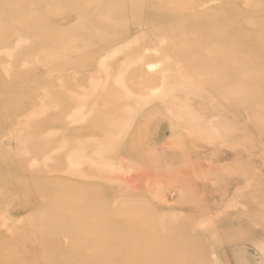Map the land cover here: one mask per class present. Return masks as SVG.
Instances as JSON below:
<instances>
[{
  "label": "rangeland",
  "instance_id": "rangeland-1",
  "mask_svg": "<svg viewBox=\"0 0 264 264\" xmlns=\"http://www.w3.org/2000/svg\"><path fill=\"white\" fill-rule=\"evenodd\" d=\"M20 1L0 0V244H5L6 254L10 252L8 259H17L27 264H85V261H88L87 264H148L150 261L151 264H264V0L195 1L194 4L198 5L196 12H205L209 7L226 8L227 15L221 17L232 23L237 33L244 34L240 44L251 51L250 56L257 57L249 64L253 74L243 77L239 74L243 72V68L231 60L222 61L219 53L194 55L191 65L184 69V73L201 88L193 95L174 96L168 107L169 112L165 106H159L160 98H167L161 90L164 92L165 88H168V91L170 85L173 86L172 81L176 78V73L172 67L178 60L169 57L173 45L162 35L164 27L167 28L172 23L189 24V15L193 11L184 9L180 15L168 13L171 19L166 16V23L163 22L158 35L155 34V24L147 27L142 24L143 16L137 14L134 17L94 20L90 23L91 27L100 22L106 25L105 32L91 31L88 34L90 39L101 37L98 43L104 49L96 55L93 45H84L83 48L77 42L78 39L85 38V35L81 34L83 30L78 27L86 23L77 18L79 15L74 11L78 3L65 0L51 4V9L45 13L44 19L39 22L37 20L33 25V30L49 38L51 35L63 32L64 34L59 38H48L39 44L34 37L25 33L31 28L30 22L37 18L36 13L20 7ZM157 1L163 4L167 1L174 3L172 0H143L146 6H150L147 14L153 15V12L163 8L156 4ZM180 1L191 3L193 0ZM140 2L142 1L139 0ZM138 6L141 8L140 4ZM133 10L136 11L137 7ZM202 14L204 17L201 18V26L212 23L211 16ZM125 20L127 23H123ZM133 23L137 26L132 25ZM71 29L76 32L70 34ZM121 31L126 33L122 34ZM128 40H131L129 46L124 48ZM218 40L216 35L208 38L211 43ZM220 42L224 49L230 46L224 39ZM136 44H141L144 48V58L140 60L143 61L140 75H149V82H144L151 83V87L140 88V92H131L128 98L139 103L151 97V105L145 109L139 104L122 106L130 112L133 121L131 117L127 118L128 114L117 109L108 114V119L118 118L114 121L123 122L121 127L110 124L112 129L106 130L105 126L100 124L97 131H81L77 128L79 123L72 121L73 114L71 113V120L68 115L70 111L74 113L73 106L67 107L61 114L57 109H54V112V107L51 112L47 103L42 101V109H49L45 114L43 111L46 109H39L40 103L39 106L29 105L35 98H45L47 102L55 104L62 102L58 94L64 92L68 82L76 78L74 74L77 73V79L83 74L82 78L88 74L90 76L94 74V65L100 59V62L105 60L107 65H110L111 61H116L120 55L127 56L129 49ZM182 53L188 54L189 51L182 49ZM57 54L59 57H53ZM76 54L80 56L77 57ZM203 58L207 63H203ZM251 60L249 58V61ZM105 62L101 63L106 65ZM120 62L118 60V63ZM169 62L171 64H168ZM90 64L92 66H89ZM133 68L136 66L131 69ZM166 68L167 72L164 71ZM207 68H217L224 73L210 91L201 83L215 80L214 76L205 74ZM109 69L114 71V67ZM104 70L108 72L107 68ZM161 72L165 73V76L162 74L161 77ZM173 74L175 75L172 76ZM130 76L136 81L139 74L136 71L129 75H120L122 83L116 84L117 89L122 84L119 89L124 88L123 91H127L129 85L122 80L129 79ZM51 77L52 83L48 81ZM164 78L166 81H163ZM62 79L67 84H64ZM94 79H97L95 82L98 81V78ZM59 80L63 83L62 86ZM167 80H170L169 83ZM160 84L162 89H159ZM19 85L25 87L20 89ZM102 85H105L106 89L107 86L111 88L109 81L103 82ZM228 85L234 87L237 92L243 91L242 97L238 100L220 101L217 92L225 90ZM14 88L18 89L15 91ZM153 89L159 90H156V96H151ZM205 91L206 97L200 98L198 95ZM112 92L115 93L116 90ZM73 93L70 95H76L77 98L81 89ZM208 98L212 99L211 103ZM66 99L64 101L68 100ZM23 103L26 109H23ZM188 104L195 105L189 107ZM183 105H186L188 111L186 121L179 119ZM40 110L44 115L42 117ZM86 111L83 113L94 115L93 112ZM64 115L66 118L69 116V119ZM45 116L53 121L48 131L55 136L49 134L45 137L47 140L43 154L49 153L53 157L64 155L67 161H64V156L60 157L61 162L55 163L49 172L43 174L39 169L44 165L45 156L42 155L43 162L41 159H31L28 156L29 145L26 144L25 148L22 145L27 137L34 141L37 132L33 127ZM55 117L58 119L55 120ZM139 119H145L144 123L140 124L141 127L135 125ZM127 120L128 122L124 123ZM26 122L28 125H25ZM129 122L133 124L127 128L129 137L121 139L120 145L114 148L113 142L102 139V136L107 138L108 134L118 133L119 129L127 127ZM95 123L98 121L92 124ZM62 127H66L65 133H60ZM54 128L59 130L60 135ZM21 131L30 137H25L23 132L22 135L25 136H21L24 137L22 140ZM47 133L44 132L46 135ZM59 137H62L59 140L62 142L68 139V143H79L72 148L66 142L65 145H70V151H65L68 149L67 145L64 148V144L58 146L51 140H58ZM85 141H89V144H84ZM93 141L99 142L96 144ZM100 142L101 147L104 143L103 147L111 148L102 152L104 148L99 147ZM91 143L98 146L91 149ZM60 146H64L63 150ZM98 148L100 151H97ZM82 149H85V154L91 155L83 154ZM67 152L72 155L73 160L76 159L75 155L80 157L74 162L68 158L76 166L67 159ZM29 158L33 160L31 164ZM83 158L87 161H81ZM94 158H97L98 166L86 173L87 167L91 166L88 161L93 160L96 163ZM101 160L103 162L99 164ZM71 167L80 170V173L73 174ZM46 175L48 179L52 176L69 184L65 186L60 181L58 183L61 185L53 184L48 180L49 184L45 185ZM57 195L66 198L57 203L54 201ZM71 196L73 199L77 198L78 202L74 203L75 200L72 201ZM57 204H60L58 211ZM69 207L73 211H70ZM130 207H133V211H130ZM66 211L77 216L70 217ZM67 215L69 218L65 220ZM147 215L151 217V235L156 232H174L175 235L172 234V240L166 241L167 243L159 241L163 244L161 248L153 250V255L144 260H137L128 254V251H137L133 247L135 243H127V240L135 238L134 232L129 228L124 230V227L138 225L136 221ZM112 236L119 237V248L116 252L107 251L108 254L100 255L94 244L106 241ZM136 237L135 241L142 240V236ZM76 241L87 246L83 244L78 248L73 245ZM64 246L69 254L62 257L54 249ZM158 255L164 258L157 260L155 257Z\"/></svg>",
  "mask_w": 264,
  "mask_h": 264
},
{
  "label": "bare ground",
  "instance_id": "bare-ground-1",
  "mask_svg": "<svg viewBox=\"0 0 264 264\" xmlns=\"http://www.w3.org/2000/svg\"><path fill=\"white\" fill-rule=\"evenodd\" d=\"M60 1H65V0H21L19 2L18 5L20 7L24 8V9H28L29 11H35L36 17L38 18V19L37 18H34L33 21L30 22L31 23V28H30L29 32H25L26 34H28L27 36L34 37L39 42V44L43 43L42 42L43 40H47L49 38L47 35L44 36V35H41L40 33H36L33 30V25L35 23H37V20L39 22L42 18L44 19L45 13L51 9V4L58 3ZM67 1H69L71 3H78V7L74 11L77 12L78 15H79L77 18H79L80 20H82V22H86V23H84V25L78 27L79 29L83 30V32L81 34L85 35V38H80V39L77 40V42L79 44H81L82 47L84 45H85V47L88 46V45H90V46L93 45L95 47L94 50H95V54L96 55L97 54H100L103 51V49H104L103 47L99 46V43H98L101 40V37H96V38L94 37V38L90 39V36H88V34L91 31H104L105 32L106 25H105L104 22H100V23L95 24V25H93L91 27L90 26V23H93L94 20H100V19H102V20L119 19V18H122V17H125V16L126 17H128V16L134 17L135 14H137L138 16H143V23L142 24L147 25V27H151V25L155 24V27H157L155 34L158 35L161 32V27H163V25H164L163 22L166 21L167 18L168 19H171V16L168 13L180 15V14H182L184 12V9H186L188 12L193 11V13H190V15H189V19H190V23L189 24H187V25L186 24L181 25L179 23L176 24V22H175L176 25L172 23L173 26L171 25V26H169L167 28L164 27V32H163V35L162 36L164 38H166L173 45L172 51H171V55L169 57L178 60L177 63H175L173 65V67H172V69H174V71L176 73V78L173 77L174 80L172 81L173 86L170 85V84H168V85H170V88H169L168 91H166L168 88H165V90L163 89L164 92L166 91L165 93L162 92V90H161V93L164 94L163 96H166L167 98H160L161 103H159V106H165L166 109H167V112H169L168 111V107L172 103V101L174 99L173 98L174 96L181 95V94H184V95H193V94L198 93L199 92V88H201V86L198 83H195L194 81H192V79H191V77L189 75H187V74L184 73V69L186 67H189L191 65L192 58H193L194 55H197V54L198 55H204V54L209 53V52H216V53H219L221 55L222 61L231 60V61H234V63H237V66L242 67L243 68V72L242 73L241 72L239 73V74H241V76L248 77V76H251L253 74V71H251L249 64L251 62H253V60L257 56L256 55H254V56L251 55L250 56V53L249 52H251V51H248L245 46H242L240 44L239 41L241 39H244V34L237 33V31H235L236 27L233 26L232 23L226 22L224 20L225 18L224 19L222 18V17L226 16L227 13H228L227 12V9L224 8V7H218V8L209 7L207 9H205V12H196V9L198 8V5L197 4H194L196 0H193L191 3H185V2L180 1V0H172L174 3L170 2V1H167V3H165V4L157 1L156 4H159V6L160 7H163V8H161L160 11L153 12V15H151V13H148L147 14V9H149L150 6H146L144 4L146 2H143V0H140V1H142L140 3H139V0H67ZM138 4H140V7L141 8H139ZM167 4H168V6H167ZM136 7H137V10L136 11L133 10ZM202 13H206L207 15L211 16L212 17V23L206 24L205 26H201V18L204 17V15ZM166 16H167V18H166ZM51 19H52V17H51ZM124 22L127 23L126 20L123 21V23ZM164 23H166V22H164ZM132 25L137 26L134 23ZM194 29H197V30L194 31ZM118 31H119V28H118ZM118 31H117V33L119 34ZM142 31H144V30H142ZM75 32L76 31L74 29H71V33L70 34L75 33ZM121 32H122V34L123 33H126L125 31H121ZM63 34H64V32L61 33V34L59 33V35H51L50 38H54V37H58L59 38ZM142 34H143V32H142ZM211 35H216L219 38V40L217 42H214V43L208 42V38ZM143 36H144V34H143ZM142 38H144V37H142ZM222 39H224L225 42H227V43L230 44V46L227 49H224V47L221 46V42L220 41ZM130 41L131 40H128V44L125 45L124 48L129 46V42ZM120 42H121V40L118 43H120ZM96 43H98V44H96ZM115 43H117V42H115ZM236 45H241V46L236 47ZM122 49H121V51H123ZM143 49H144L143 48V45H141V44L133 45V47H131L129 49V51L127 53V56L120 55L116 61H111V64L110 65H107V63L105 62V60L101 61V62H105L106 63V65L104 63H103L104 65H103L100 62V60H101L100 59L98 61L99 64L97 63L98 65L97 64L94 65V74L92 73V75H90V76L88 74L87 76H85V77L82 78V76L84 75L83 74V75H81V78L78 76V79H77V73H76V74H74V76L76 77V78L74 77L75 79H73L71 77L74 81L71 80L70 82H68V84L65 82V80L68 77L70 78V76L67 74L68 77L65 78V80H63L64 78L62 76V78H63L62 80L64 81L63 83L64 84L66 83L68 85V86H66L65 89L61 88V89L65 90L64 92L62 91L61 94H58L59 97L61 96L62 102H59V103H56L55 104V103H50L49 101L47 102V99H45V98H43V99H40V98H37L36 99L35 98V100L33 102L31 101V104H29V105H32L33 106L34 104H36L37 106H39V103H40V108L39 107L38 108L43 111V110L46 109V107L44 106L45 108L43 107L44 109H42V107H41L42 103L41 102L44 101L45 103H47L46 105L48 106V108L50 107L49 108L50 111H51L52 107H54L53 108V111H54V109H55V111L57 109V110L60 111L61 114L65 112V110H66L67 107L69 108V106H73L75 108L74 113L70 111V114H68V115H70V120H71V117L73 116L72 121H75V122L79 123L77 128L79 130H81V131H85V130H88V132L97 131V130H99V125L100 124H103V127L105 126L104 129H106V130L107 129H112L111 125L112 126H114V125H119V126L120 125H123V122L120 123L119 121H114V120H116L118 118L112 119V120L108 119V117H109L108 114L110 112L116 111L118 109V110L122 111L123 113L128 114V117L127 118H129V117H131L129 115L130 112L124 110L122 106L129 107L132 104H139V105H142L141 107L145 109L149 105H151V97H147V99L145 98V101H143V102L140 101L141 103L139 101H138L139 103H137L136 101H133L132 99L128 98L129 97V94H131V92H135V91L140 92V88H144V87L146 88L147 86H150L151 87V85H150L151 83H148L149 82V79H150L149 75H143L142 73H141L142 75H140V72H141L140 70L142 69L141 67H143V61L142 62L140 61V60H142V58H144V54H143V51H142ZM182 49H187L189 51V53L188 54L182 53ZM47 54L48 53H46V55ZM38 55H40V54H38ZM76 55H77V57L80 56L78 54H76ZM57 56H58V54L55 55V56H53V57L56 58ZM38 57H40V56H38ZM105 57H107V56H105ZM109 58H110V56H109ZM137 58H138V63L136 61ZM249 58L252 59V60L249 61ZM118 60H120L121 62L118 63ZM202 60H203V63H205V62L207 63V61L205 60V58H203ZM168 64H171V62H169ZM51 66L53 67L55 65H51ZM89 66H92V65L90 64ZM135 66H136V68L131 69L132 67H135ZM109 67H114V71L112 69H109ZM105 68H107L108 72H106L104 70ZM136 71H137V74H139V76L137 77L136 81L132 80V77L131 76H130L129 79L127 78V79L122 80L124 83H126V84L129 85V86H127V91L126 90L123 91L124 88L122 90L119 89L120 86H122V84L117 89V86L121 82L120 79H119L120 78V75L125 76L126 74L129 75V73H131V72H134L135 73ZM164 71L167 72L168 69L166 68V69H164ZM206 72L207 73H205V74L212 75V76L215 77V80L214 81H208V82L202 81L201 82L210 91V90H212L215 87L217 81L224 76V73L221 70L217 69V68H207L206 69ZM162 74L165 76V73H162L161 72L160 73L161 77H163ZM174 75L175 74H173L172 76H174ZM28 77H30V76H28ZM94 78H98V81L95 82V80H97V79H94ZM34 79H36V78L34 77ZM167 79H168V77H167ZM27 80H29V78H27ZM51 80H52V77L48 81L51 82ZM106 81H109L111 83V85H110L111 88L109 87L110 89L108 88V86H107V89H106L105 85L104 86L102 85V83L103 82H106ZM141 81H143V82H141ZM144 81H148V82H144ZM163 81H166V79L163 80ZM167 81L169 83L170 80H167ZM56 82H58V81H56ZM93 82H95V83H93ZM118 82H119V84H118ZM63 83H61V81H60V85L63 84ZM89 83H90V85H89ZM116 84H118V85L116 86ZM163 84H164V82H163ZM22 86H24V85H21V86L19 85V88L22 87ZM25 86H26V84H25ZM164 86H165V84H164ZM63 87H65V86L63 85ZM104 87H105L106 90H104ZM161 87L162 86L160 84L159 89ZM17 89H15V91ZM20 89H22V88H20ZM77 89H81V93L77 94L78 95L77 98H76V95H74L75 98H73L74 96L72 97V95L75 94V93H73V91H77ZM115 90H116V92L113 93L112 91H115ZM156 90L159 91L158 89H156ZM156 90L154 91V89H153L152 90L153 91V95H151L152 94L151 93L152 91L150 92V95L151 96H156V92H157ZM1 92L3 93V90ZM34 93H35V90H34ZM55 93L57 95V91ZM71 93H73V94L70 95ZM154 93H155V95H154ZM169 93H172V95H169ZM37 94H38V90H37ZM242 94H243V91H238L237 92L234 89V87L228 85V86H226L225 90H223L221 92L220 91L217 92V97H218V99L220 101H227L229 99H236V100H238V99H240L242 97ZM3 96H4V94H3ZM198 96L200 98H205L206 97V91L205 92H202ZM144 97H146V96H144ZM144 97H142V98H144ZM64 99H66L67 101H64ZM208 100L211 103L212 99H209L208 98ZM23 105H24V103H23ZM194 105L195 104H188L189 107H192ZM23 109H26L25 108V105H24ZM49 109H48V111H49ZM186 109H187L186 105H183L181 107V109H180V118L179 119H181L183 121L184 120L186 121V114L188 113V111ZM38 110H36V111H38ZM41 110H40V112H41ZM48 111L46 109V111H43V113L47 114L46 112H48ZM84 111H86L88 113H90V112L92 113L93 112L94 115L93 116L91 115L92 116L91 117L88 114L86 115L85 113H83ZM43 113H42L41 117L44 116ZM68 113H69V111H68ZM71 113L73 114L72 116H71ZM55 114H57V113H55ZM65 115H64V117H65ZM125 116H127V115H125ZM68 117L69 116H67V118ZM56 119H58V118L55 117V120ZM131 119L133 121V117H131ZM144 120L145 119H142V120L139 119L137 121L138 124H135V125L138 126V127H141L140 124H143L144 123ZM95 121H98V123L92 124ZM28 122H26L27 124H25V125H28ZM52 122L53 121H51V119H48L47 116H45L44 118H41L40 119V121L38 122V124H36V126L33 127V129L37 132V134L35 136L33 135L34 136V141L33 140L31 141L30 138L27 137V136L30 137V135L25 134L24 131L23 132H24V134L26 136L25 135H22L23 134L22 131L20 133L21 135L18 134V136L20 135V138H22L21 136L27 137L26 139H24V137L22 138V140L24 139L23 141H25V142L21 141V143L23 142L25 144H23V145L21 144V145L24 148L26 147V144L29 145L27 149L29 150L28 151V156L31 157V159H34V160L35 159H39V161L41 159L42 160L41 162H43V159L42 158L45 156L46 161L44 159V163H43L44 165H41L40 166V169H39L43 174H44V172H49L50 169H51V167L53 165H55V163L61 162L60 161L61 160L60 157L62 158V156H64V155H62V156L60 155L58 157H53L49 153H48V155H46L47 153L46 154H43L44 153L43 152L44 151V143L47 140V138H45V137L48 136L49 134H51L52 136H55V135H53L54 133H49V131H48V130H50V127H51L50 124ZM127 122H128V120L125 121L124 123H127ZM132 125L133 124L129 122L128 123V126L127 127H123L122 130L120 128L119 131H118V133L108 134L107 138H106V136H102L103 137L102 139H104L105 141H108V142L109 141L110 142H113L112 143V145H113L112 147L115 148L116 146L120 145V143H121L120 141H122L123 138L129 137V134L130 133L127 131V128L129 126H132ZM25 128H26V126H25ZM29 128H32V127H29ZM244 128H245V126H244ZM54 129L57 132L59 131L56 128H54ZM45 131H46V133L48 132L47 135L44 134ZM56 131H54V132H56ZM62 132L63 133L66 132V127H62V129L60 130V133H62ZM60 133H59V135H60ZM62 137L61 138L59 137L58 140H56V138H52L51 140L53 142H55L58 146L59 145H62V144L65 145L66 142L68 143V139L66 141L64 139V141H63L64 143H63L62 141H59L60 139H62ZM73 139H71V140H73ZM102 139H100L101 142H102ZM17 140H19V139H17ZM76 140H78V139H76ZM69 142H71V141H69ZM72 142L74 144L68 143V144L71 145V146L70 145L69 146L72 147V148H74L73 146H77V143H79L78 141H72ZM95 142L96 141H93V143H95ZM98 142L99 141H97L96 144ZM101 142H100V144H98V145H100L99 147H101ZM108 142H107V144L110 143V142L109 143ZM86 143L89 144V141H85L84 144H86ZM93 143H91V145H92V148L91 149H93V147H97L98 146V145L95 146V144H93ZM103 144L104 143H102V147L101 148H104V150L102 152H107L108 148L110 149L111 147H108L107 148L105 145H104L105 147H103ZM66 145H65V147L64 146H62V147L60 146V148L63 150V147L66 148ZM69 146L67 145V148L68 149H66L65 151H67V150L70 151V147ZM85 146H88V145H85ZM91 149L89 148V151ZM60 151L61 150H59V152ZM65 151H63V152L66 153ZM89 151H87V152H89ZM97 151H100V148H98ZM72 152H74V150H72ZM95 152H96V150H95ZM90 153H91V151H90ZM90 153L89 154L86 153L87 156L88 155H91ZM67 154H69V153L67 152ZM67 154H65V155H67ZM83 154H85V151H84ZM42 155H43V157H42ZM109 155L110 154L108 153V156ZM75 156H76V159H77L78 158L77 155H75ZM87 156H85V157H87ZM21 157H23V156H21ZM24 157H26V155ZM95 157H96V155H95ZM68 158L71 159L72 158V155L69 154L68 157H67V159ZM81 158H82V156H81ZM108 158H110V157H108ZM31 159L29 158V160H30L29 161V164H31L33 162V160H31ZM63 159H64V161L66 160L65 156L63 157ZM76 159L74 158V160H76ZM84 159L85 158L81 159V161H87V159L86 160H84ZM71 160H73V159H71ZM71 160H69V162L73 166H76V165L73 164L74 160H73V162H71ZM96 160H97V158L95 159V161ZM97 161H96V163H94L93 160L92 161H88L89 162L88 165L90 164L91 166L90 167L89 166L87 167L86 173L89 172L93 167L98 166ZM34 162H36V161H34ZM76 162H78V161H76ZM102 162H103L102 160H101V162L99 161V164L102 163ZM26 164H28V162H26ZM79 165L82 166L81 163ZM79 165H78V167H79ZM3 166H5V165H3ZM5 167H7V166H5ZM74 168H76V167H74ZM71 169L73 170V171L71 170L73 174H77L78 175V173H80L79 172L80 170H78V169L76 170V169H73L72 167H71ZM45 177H47V175ZM43 179H45V178H43ZM48 180H50V182L53 183V184L58 183V181H60L61 184L62 185L64 184L65 186H68V184H69L68 182L63 181L62 179L60 180V179H57L55 177L50 176L49 179H48V177H47V180L45 179V182H44L45 185L49 184ZM58 184H60V183H58ZM78 188H79V186H78ZM83 190H84V188L81 189V191H83ZM63 191H66V189H63ZM67 191H69V190H67ZM64 196H65V194H64ZM64 196L63 195H57V197L54 199V201H57V203L58 202H63V200H65V198H66ZM71 198H72V201L75 200L74 201V203H75L76 200H77V198L76 199H73V196H71ZM80 201H82V200L80 199ZM64 203H63V205H66ZM71 203H73V202H71ZM58 205L60 206V204H57V206ZM59 206L57 207V211L59 209ZM72 206L70 205V207H72ZM66 207H67V205H66ZM66 207H64V208H66ZM70 207H69V210L71 209ZM117 208H119V205H118ZM61 210H63V209H61ZM69 210H67V211H69ZM67 211H66V213H67ZM70 211H73V209H71ZM77 211H78V209H77ZM130 211H133V207H130ZM115 212H117V210ZM60 214H61V212H60ZM60 214H59V216H60ZM67 214H69V216L70 215L72 216L74 213L71 214V213L68 212ZM117 215L119 216V213H117ZM61 216H63V215H61ZM75 216H77V215L75 214ZM94 216L95 215H93V217ZM120 216H121V214H120ZM67 217H68V215L65 217V220H66ZM63 220H64V218H63ZM89 221H90V219H89ZM127 222H129V220ZM136 224H138V225H136V226L133 225L132 227H124V226L123 227H124V230H125V228L126 229L129 228L130 231L133 230V232H134V237L135 238H131V240H127V243L129 245L132 244V243H135L133 245V247L137 251L135 253H134V251H128V254L130 256H133L137 260H144L148 256L153 255V250L159 248L163 243H167L166 241L172 240V234H173V236L175 235L174 232H169V233H167V232H161V233L156 232V234L151 235V217H149L148 215L147 216H144L141 219H138L136 221ZM82 226H84V225H82ZM127 226H129V225H127ZM37 231H39V229H37ZM41 231H42V229H41ZM68 232L70 233L71 231H68ZM68 232H67V234H68ZM42 233H45V232H42ZM42 233H38V234L40 235ZM135 234L138 235V236H140V237L142 236V240H139V241L136 240L135 241V239H137V237H136ZM73 235H75V234H73ZM65 236H68V235H65ZM74 237H77V236H74ZM76 239H78V237ZM97 240L100 241V239H97ZM118 240H119V237L118 236H112L108 240L106 239V241H103L101 243L99 242V244L97 242L94 245H95V247L97 246L100 255H105V254H108L107 251H110V252H112V251L116 252L117 251V249L119 248V245H118V242L119 241ZM159 241H161L163 243H159ZM76 242H73V245L76 246V247H78V248L84 244L83 242H78V241H76ZM89 244H92V243H89ZM84 246H87V245L84 244ZM5 247H6L5 244H3V243L0 244V264H27V262L21 263L20 260L18 261L17 259H14L12 261L9 260L8 259V255H9L10 252L8 254H6L7 251L4 250ZM97 248H95V250H97ZM2 250L5 251V253H3ZM54 251L56 253H59L62 257H63L64 254H67V255L69 254L68 249L65 246L64 247H61V248H55ZM70 251H72V250H70ZM76 257H77V255H76ZM155 258L160 261V260H162L164 258V256L158 255ZM189 261L194 262L196 260H189ZM87 262L88 261H85V264H87ZM31 264H33V263H31ZM95 264H98V262L95 263ZM148 264H151V261Z\"/></svg>",
  "mask_w": 264,
  "mask_h": 264
}]
</instances>
